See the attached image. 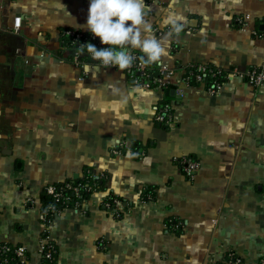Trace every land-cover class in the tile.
Returning a JSON list of instances; mask_svg holds the SVG:
<instances>
[{
    "label": "crops",
    "instance_id": "obj_1",
    "mask_svg": "<svg viewBox=\"0 0 264 264\" xmlns=\"http://www.w3.org/2000/svg\"><path fill=\"white\" fill-rule=\"evenodd\" d=\"M144 3L143 35L166 53L151 66L174 69L166 89L70 60L62 33L88 31L90 0H0V245L21 244L38 264L47 230L55 264H215L228 252L261 264L264 83L229 75L210 94L183 75L196 64L264 69V0ZM182 157L199 161L192 177ZM85 175L94 181L81 207L45 224L46 188Z\"/></svg>",
    "mask_w": 264,
    "mask_h": 264
},
{
    "label": "built area",
    "instance_id": "obj_2",
    "mask_svg": "<svg viewBox=\"0 0 264 264\" xmlns=\"http://www.w3.org/2000/svg\"><path fill=\"white\" fill-rule=\"evenodd\" d=\"M249 18V15L236 17V21L243 23ZM264 28V18H262ZM20 25V17H14L13 30H18ZM62 35L70 37L72 43L77 46L74 48L70 55V60L80 67H83L87 61H93L98 65H101L99 61L92 59L90 54L84 51L82 55L79 49L80 44L92 43L95 46H99V49L105 47L101 44L98 37H94L92 34L90 37L83 38L80 32L73 29L64 30ZM81 39V41H78ZM128 51L137 59L134 60L131 67L125 69L128 77H130L135 84L151 89H164L170 84V78L174 73V69L167 67L166 65H157L155 70H152L148 66H145L143 61L139 59L140 55L135 50L128 49ZM84 56V58H83ZM235 75L243 78L252 86H259L264 83V69L261 67H252L249 69L231 68L224 70L220 67L211 64H196L190 65L185 70L183 75V81L185 85L191 83H205L206 91L210 94L218 93L222 88V80L227 76ZM182 93V90H178ZM155 121L162 125H168L172 120V114L168 103L162 105L155 113ZM179 166L182 172L188 177H192L193 172L199 168V161L190 157H182L178 160ZM82 186L80 184H73L65 182L63 185H49L46 188V193L52 198L53 203L65 206H73L74 208L81 207L84 199L81 192ZM85 188L83 190H87ZM71 191L73 199L67 194ZM116 202V200H114ZM70 203V204H69ZM110 204V203H109ZM62 210L61 207H56L54 204H47L41 211V219L45 224L50 222L54 216H56ZM0 251L4 255H0V264H28V251L25 246L21 244H8L4 243L0 245ZM57 253L56 246L49 238L47 230L43 231L38 242V264H51L54 259V255ZM241 259L234 253L228 252L224 256L223 260L218 261L215 264H240ZM261 264H264V259L261 260Z\"/></svg>",
    "mask_w": 264,
    "mask_h": 264
},
{
    "label": "clouds",
    "instance_id": "obj_3",
    "mask_svg": "<svg viewBox=\"0 0 264 264\" xmlns=\"http://www.w3.org/2000/svg\"><path fill=\"white\" fill-rule=\"evenodd\" d=\"M168 22L175 32L181 30L175 20L170 18ZM86 28L105 47L98 50L92 43L80 44V52L83 55L86 49L104 67L120 71L131 67L137 58L128 51L129 47L140 50L143 55L139 59L145 66L166 54L159 40L143 35L149 28L144 0H90Z\"/></svg>",
    "mask_w": 264,
    "mask_h": 264
},
{
    "label": "trees",
    "instance_id": "obj_4",
    "mask_svg": "<svg viewBox=\"0 0 264 264\" xmlns=\"http://www.w3.org/2000/svg\"><path fill=\"white\" fill-rule=\"evenodd\" d=\"M77 32H80L82 34L83 38H86V37L88 38L91 35V33L89 31H87V32L77 31ZM61 39H62L61 49H63V50H66V49L67 50H71L70 51V55H71V52L73 51L74 48H77V46L72 43V40L68 36L62 35ZM78 41H81V39H79ZM84 51H86V49ZM139 55L142 56L141 53H139ZM83 58H84V56H83ZM147 66L149 68H151L152 70H155V68H156V66H151V64H149ZM164 89H166V88H164ZM93 181L94 180L90 176L85 175L84 178L75 179V180L66 181V182H70V183H73V184H80L82 186V188H81L82 197H83V199H85L88 196V194L90 193V191L93 189ZM63 183H65V182H63ZM63 183L54 184V185L60 186V185H63ZM85 188H88V189L87 190H83ZM67 194L69 195V197H71L70 200H72L74 196L71 193V191H68ZM117 199H118L117 196H114V195L108 197V201H109L110 204L115 203L114 200L117 201ZM48 203L49 204H54L56 207H61L62 209L64 207H66L64 204L59 205V204L53 203L52 198L45 191L44 197H43V200H42V208H44ZM0 255H4V254L1 253V251H0ZM55 258H56V254L54 255V259L51 262V264H55Z\"/></svg>",
    "mask_w": 264,
    "mask_h": 264
},
{
    "label": "water",
    "instance_id": "obj_5",
    "mask_svg": "<svg viewBox=\"0 0 264 264\" xmlns=\"http://www.w3.org/2000/svg\"><path fill=\"white\" fill-rule=\"evenodd\" d=\"M96 48L99 50V46H96Z\"/></svg>",
    "mask_w": 264,
    "mask_h": 264
}]
</instances>
